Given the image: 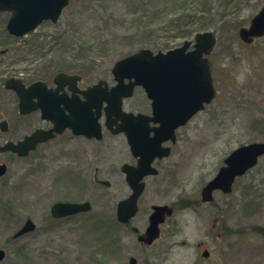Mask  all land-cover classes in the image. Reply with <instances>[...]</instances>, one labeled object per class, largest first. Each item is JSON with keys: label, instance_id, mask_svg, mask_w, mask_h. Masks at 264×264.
<instances>
[{"label": "rangeland", "instance_id": "rangeland-1", "mask_svg": "<svg viewBox=\"0 0 264 264\" xmlns=\"http://www.w3.org/2000/svg\"><path fill=\"white\" fill-rule=\"evenodd\" d=\"M262 2L70 0L55 24L44 22L14 44L22 52L12 69L30 70L29 77L71 73L86 88L100 80L113 85L115 63L141 49L166 52L213 32L216 96L177 130L176 145L155 164L158 174L147 178L127 226L115 217L117 203L130 195L113 173L132 163L122 136L110 138L103 127L100 141L64 134L25 158L1 153L7 170L0 179V264H128L130 258L136 264H264V157L235 181L231 193L215 192L206 204L200 197L232 150L264 142V38L245 44L238 36ZM9 17L0 13V51L9 47ZM10 111L0 102V121L27 123ZM95 174L111 186L95 182ZM57 202H89L91 210L53 219L50 209ZM154 205H168L174 213L160 227V238L142 246L137 233L146 229ZM26 219L35 229L14 238Z\"/></svg>", "mask_w": 264, "mask_h": 264}, {"label": "water", "instance_id": "water-1", "mask_svg": "<svg viewBox=\"0 0 264 264\" xmlns=\"http://www.w3.org/2000/svg\"><path fill=\"white\" fill-rule=\"evenodd\" d=\"M70 0H0V12H10L6 29L12 36L22 37L34 31L42 22L56 23L62 11ZM242 42L250 44L255 38L264 36V5L252 18L248 28L238 30ZM216 44L213 32H203L195 35L193 42L185 41L182 46L165 53L154 54L148 49H141L115 63L111 73L116 84L108 89L107 82L100 80L84 91L77 89L81 77L59 73L55 76L58 86L62 83L73 84V101L61 99L56 93L43 94L33 84L25 89L15 83L7 86L14 89L19 97L21 114L40 108L42 117L54 123L48 131L37 130L18 143L8 142L1 151H12L20 157L27 156L36 146L70 128L74 135H84L88 138H101V108L105 103L104 112L106 126L120 120L121 125L114 133L124 132L131 145L135 157H139L136 167L123 166L127 175L131 195L118 202L116 207L117 221L128 223L138 212V199L145 184L143 178L155 175L151 166L153 160L167 157L169 148H161V143L174 138L175 130L184 126L195 114L203 110L215 97V89L211 73V60L208 55ZM191 49L189 50V48ZM128 80V82H125ZM142 87L152 103V116L134 115L122 110V100L132 95L133 88ZM84 96L81 101L76 93ZM48 96L51 97L48 100ZM37 99V102H33ZM46 101V103H44ZM52 103V104H48ZM69 115H65L63 108ZM115 117L113 119L112 117ZM149 121L158 123L154 128V136L147 137ZM5 123L1 124L5 130ZM141 127L143 128L141 130ZM143 143V144H141ZM264 156V142H253L240 145L232 150L224 159L216 174L202 187L201 201L209 203L213 194L220 191L223 194L232 192L237 178L254 168L259 159ZM5 172V166H0V176ZM104 185V182L100 181ZM148 218V226L144 233L138 236V241L151 245L160 236V226L173 214L168 205H154ZM91 210L89 202L72 203L57 202L51 208L54 218H63ZM35 229V224L27 219L21 229L14 235L20 237ZM207 257V254H205ZM5 252L0 249V261ZM128 264H136L135 258H130Z\"/></svg>", "mask_w": 264, "mask_h": 264}, {"label": "flooded vegetation", "instance_id": "flooded-vegetation-1", "mask_svg": "<svg viewBox=\"0 0 264 264\" xmlns=\"http://www.w3.org/2000/svg\"><path fill=\"white\" fill-rule=\"evenodd\" d=\"M263 5H264V0L262 2L261 8L263 7ZM251 20H250V22H251ZM250 22H249V24H250ZM5 30H6V25H5ZM6 34H7V36L5 38V41H7L6 44L9 47H6V49H3V50L0 51V102H2V105L6 109L8 108L9 110H11L10 113L14 114V117L16 116L19 119H22V120L26 121L27 123H23L22 125L18 124L17 126H15V124H13L12 121L9 118L2 119V121H0V137L6 135V136H9V138L5 142L2 141L0 143V148H2L8 142H12V143L16 144V143L22 141L23 139H25V137L30 136L32 133H34L37 130L48 131V130H51L54 127V123L53 122H51L50 120H47V119L42 117V110L40 108H38L36 110H32V111L24 113V114H21V112L19 110V97H18V95H17V93L15 92L14 89H12V88L7 86L8 83H11V82L15 83L18 86H21L22 88H25V89L29 88L33 84H38L39 83L38 84L39 86H37V87L41 90L40 92L43 94V97L46 98V96H44V95L48 94L49 92H52V93H56V95L58 97H61V99L65 98L66 101H70V102L73 101V84L71 82L62 83L60 86H58L56 84V82H55V76L56 75L51 76L49 78H46L45 76H41V75H37L36 77H29L30 70H27V69H22V70H20V69L19 70L12 69L15 66V62H13V58L15 56L21 55L20 53L22 52V50L21 49H16V48H11V47L14 44H16L17 42H19L22 38L11 36L9 33H7V31H6ZM262 38H264V37L256 38V39H254L252 41V43L254 41H256L258 39H262ZM210 59H211L212 69H213V64H214L213 63V59L212 58H210ZM65 74L73 76V74H71V73H65ZM212 76H213V74H212ZM213 80H214V78H213ZM81 81H82V78H81ZM80 82L77 85V89L81 90V91L82 90H86L88 87H86V88L85 87H79L81 85ZM125 82H128V80H125ZM114 84H115V82H114ZM113 85H108V88H111ZM76 96L81 101L84 100V96L80 93V91L78 93H76ZM50 98L51 97L48 96V100ZM49 101H51V100H49ZM33 102H37V99H34ZM44 103H46V101ZM48 104H52V103H48ZM142 106H144L143 109H141ZM60 107L63 108L64 114L66 116L69 115L68 110L64 109L63 105H61ZM122 110L125 113H132L134 115L143 114V115H146L148 117H151L152 116V103L148 99L147 94L145 93L143 88H141L139 86H136V87L133 88L132 95L130 97L125 98V99L122 100ZM100 112H101L100 122L102 121V123H101V125H102V137L100 139L88 138V137H86L84 135H74L73 131L70 128H66V129H64V131L62 133L55 134V136L53 138H51V139H49V140L37 145L35 150L39 146H41L43 144H46L47 142H50V141H52V140H54V139H56V138H58V137H60V136H62L64 134H70L72 139H73V137H75V138H81L82 137V138H85L86 140L95 139V140H99L100 141L103 138V133H104L103 127H104L106 132L109 134L110 138H114L116 136H122L125 139L126 145L128 147V153L131 156L130 158H131L132 163L122 164L118 168V170L117 171H113V173H115L114 174L115 176L120 177L122 179V181H124V183L129 188L130 194H131L132 190H131L130 186L127 183V175L123 171V166L127 164V165H129L131 167H136L139 157H135L134 156V154H133V152L131 150V145L129 144L128 138H127V136H126V134L124 132H122V133H114V130L119 128V126L121 125V121L118 120V121L112 123L111 128H108L106 126V116H105V112H104V107L103 106H102ZM112 118L115 119L114 116ZM3 122L5 123V125H4L5 130H2V128H1V124ZM156 127H159V124L158 123H154L152 121H149L148 124L146 125V128L149 130V132H148L149 134L147 136L149 139L154 136V132L152 130L154 128H156ZM142 129L143 128L141 127V130ZM178 129L175 130L173 139H171V137H169V139H167L166 141L161 143V148H169L170 149V154H171V151H172V149L174 148V146L176 145V142H177L176 132H177ZM14 134H15L16 137L14 136ZM14 138H16V139H14ZM1 140L2 139L0 138V141ZM141 144H143V143H141ZM34 151H32V152H34ZM32 152H30L29 154H31ZM1 153H10V154H12V155H14V156H16L18 158H25V157H27L29 155L28 154L25 157H20V156H18L16 153H14L12 151H1V149H0V154ZM170 154L167 157H169ZM167 157H163V158H157L156 157L153 160L151 166L156 170L155 164H157L158 162H160L161 160H163V159H165ZM2 165L5 166V172L0 176V179L5 175L6 170H7V165L3 164V163L0 164V166H2ZM109 174H111V173L108 172V175ZM156 174H158L157 170H156ZM155 175H149V176L144 177L143 178L144 184H145V182H146L148 177L155 176ZM94 180H95V182L99 181L97 179V175L96 174L94 175ZM103 182H104V186H106V187H110L111 184H112V181L110 179L109 180H104ZM145 186H146V184H145ZM144 189H145V187H144ZM203 204H206V203H203ZM173 211H174V208H173ZM50 215H51V209H50ZM51 217L53 219H65V218H70V217H73V216L63 217V218H54L51 215ZM115 217H116V214H115ZM168 219L169 218H167V220ZM116 220H117V218H116ZM130 221H129V223H130ZM129 223H127V224L119 223V224L127 226V225H129ZM134 232L136 233L135 229H134ZM140 234H142V233H140ZM140 234L137 233V237H136L137 242L139 244H141L142 246H150V245H145V244H143V243L138 241V236ZM160 235H161V230H160ZM159 238H160V236H159ZM158 239H156L154 242H156ZM205 254H207V257H208L209 252L207 250H205L203 252V256L204 257H206Z\"/></svg>", "mask_w": 264, "mask_h": 264}, {"label": "trees", "instance_id": "trees-1", "mask_svg": "<svg viewBox=\"0 0 264 264\" xmlns=\"http://www.w3.org/2000/svg\"><path fill=\"white\" fill-rule=\"evenodd\" d=\"M179 4H176V6H178ZM110 226L111 225H108V229L110 228ZM107 226L106 225H104V236L106 235V237H107ZM108 246H109V242H108Z\"/></svg>", "mask_w": 264, "mask_h": 264}]
</instances>
